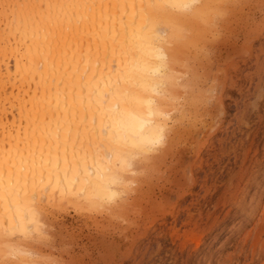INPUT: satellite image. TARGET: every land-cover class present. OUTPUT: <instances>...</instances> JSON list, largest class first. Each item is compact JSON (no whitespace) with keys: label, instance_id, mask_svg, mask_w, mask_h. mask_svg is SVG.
<instances>
[{"label":"bare ground","instance_id":"6f19581e","mask_svg":"<svg viewBox=\"0 0 264 264\" xmlns=\"http://www.w3.org/2000/svg\"><path fill=\"white\" fill-rule=\"evenodd\" d=\"M190 2L0 0V264H30L38 258L37 244L50 225V212L43 208L99 214L111 207L101 201L106 193L99 157L110 147L119 148L131 135V126L149 110L158 68L165 75L176 74L168 85L171 95L165 106L178 112L179 82L188 74L185 63L197 62V48L215 35L216 0L185 7ZM256 14L264 18L261 0H256ZM255 24L260 33L254 49L257 77L252 96L260 94L254 111L259 120V106L264 103L260 92H264V33L261 20ZM173 44L185 47L184 60L173 64L154 59L161 47L168 57ZM206 71L187 75L192 92ZM196 102L193 93L194 114ZM196 146L199 169L190 166L189 176L184 174L188 182L180 176L175 192L183 193L187 183L196 184L198 194L190 204L213 201L223 174L222 168L213 169L202 156L201 145ZM252 147L254 154L261 151L258 143ZM263 195L264 187L257 180L249 210L239 215L231 207L213 203L208 228L200 232L187 228L179 207L170 223L184 229L182 235L175 234L176 240L192 246V253L199 256L196 264H206L252 220ZM124 198L117 203L128 204Z\"/></svg>","mask_w":264,"mask_h":264},{"label":"rangeland","instance_id":"374dc122","mask_svg":"<svg viewBox=\"0 0 264 264\" xmlns=\"http://www.w3.org/2000/svg\"><path fill=\"white\" fill-rule=\"evenodd\" d=\"M255 11L256 0H244L243 4L233 7L225 17L217 18L216 23L212 25L215 29L212 35L224 31L227 33L228 41L233 43L231 46L225 44L214 60L207 61L206 75L199 79L198 92L194 88L192 92L188 74L179 82L180 92L182 91L180 106L174 116L178 114L184 118L190 117L188 122L192 132H199V136L189 134L182 137L185 146L190 149L187 159L178 157L176 152L170 149L169 156L165 158L167 168L163 171L158 169L155 176H148L145 173V178L141 180L146 182L138 181L133 194L130 193L124 198L128 203L125 212L130 217L128 220L108 218L104 211L99 214L76 213L74 210L55 211V215L49 213L50 225L47 235L37 244L41 247V254H38L36 259L41 261V264H69L70 261L77 260L81 262L87 260L91 264H145V260L151 262L157 258L161 250L165 253L161 264L164 259L170 264H187V261L199 257L192 253L191 245L186 248L180 244L181 241L176 240L175 234L182 235L184 230L182 226L170 224L182 202L185 200L190 202L196 198L198 187L196 184L187 183L183 193L175 194L176 185L178 178L189 176L190 166L199 169L196 145H201L202 152L212 142L224 120L231 119L230 109L238 108L243 101L255 111V103L259 101L256 98L260 95L255 93V96L253 95L255 98L252 96V93L256 92L254 85L257 77L254 68V49L257 33H260L257 32L255 23L263 17L261 14L254 15ZM225 19L227 22L222 25L220 21ZM210 45H219L215 35L202 48L206 49ZM202 48L198 47L196 50L197 60ZM191 55L195 56L192 53ZM214 79L217 80L214 81L216 87L212 86ZM219 80L222 81L218 82ZM187 82L189 86H185ZM260 92L264 94L263 91ZM193 93L198 99L194 106L197 111L195 114L191 103ZM206 111L210 113L204 115ZM210 122L216 124L211 127ZM188 140H192L193 143L188 145ZM186 178L188 182L189 178ZM161 239L166 241L167 248L159 243ZM153 243L156 252L152 251ZM262 257H264V195L252 220L206 261V264H264Z\"/></svg>","mask_w":264,"mask_h":264},{"label":"snow or ice","instance_id":"6c2138e0","mask_svg":"<svg viewBox=\"0 0 264 264\" xmlns=\"http://www.w3.org/2000/svg\"><path fill=\"white\" fill-rule=\"evenodd\" d=\"M216 2L222 13H228L233 7L243 4L244 0H216ZM261 5L264 7V0H261ZM220 22L223 25L227 20H221ZM261 31L264 32V18H261ZM215 39L219 41V45H210L206 49L202 48L197 62L186 61L185 71L190 76H198L203 69L207 68L209 59L214 60L225 44L231 46L233 43L228 41L227 33L224 31L216 33ZM261 43H264V36L261 37ZM237 47H239V44H237ZM186 55L183 45L173 44L167 59L175 64L177 61L184 60ZM229 117L231 119L224 120L212 142L202 151V156L209 159L213 169L217 171L220 168L223 169V174L216 182L215 199L211 202L200 200L192 204L185 200L180 205V208L183 209L180 219L185 222L189 230L194 232H200L208 228L210 223L209 212L213 203L217 204V206L224 204L226 207H231L239 215L249 210L248 200L254 183L258 180L261 186L264 187V103L259 106V120H257L254 110L243 101L240 102L238 108L234 107L229 110ZM189 119L190 117L184 118L179 115L172 117L174 123L169 125L170 130L166 146L157 155L151 157L149 162L141 165L148 176H155L158 169L163 171L167 168L168 165L165 158L169 156L170 149L175 151L178 157L187 159L190 149L185 146L182 137L189 134L199 136V132H192V127L188 122ZM197 127H199V124H197ZM187 143L191 145L193 141L188 140ZM254 143H258L261 148L258 154H254L255 149L252 147ZM162 160L165 162L161 163ZM216 161H219V164ZM144 182L146 180L142 181V183ZM209 183L211 184L212 181L210 180ZM41 203L43 204V202ZM42 211H48L52 215L56 214L51 206L43 208ZM125 212L126 205L121 203L104 209V213L108 218L118 217L128 220L130 217ZM159 243L164 248H167L164 239H161ZM152 251L156 252L155 243L152 245ZM164 255V251L161 250L157 258L151 262L145 260V264H161ZM69 264H91V262L77 260L70 261ZM163 264H170V262L164 259ZM187 264H196V259L193 258L187 261Z\"/></svg>","mask_w":264,"mask_h":264},{"label":"clouds","instance_id":"9594fccd","mask_svg":"<svg viewBox=\"0 0 264 264\" xmlns=\"http://www.w3.org/2000/svg\"><path fill=\"white\" fill-rule=\"evenodd\" d=\"M199 3V0H191V7ZM227 13L217 10V17L223 18ZM163 40V34L161 36ZM155 60L166 62L167 54L161 47ZM161 67L166 68V64ZM158 80L153 90L154 99L150 101L149 110L131 126V135L116 149L111 147L104 150L99 157V164L105 174V195L101 201L105 206L115 205L118 201L129 195L137 187V178L145 175V169L141 166L150 161L166 146L169 122L174 113L167 110L165 102L170 98L169 83L176 79L175 73L165 75L156 69ZM30 264H41L39 260H32Z\"/></svg>","mask_w":264,"mask_h":264}]
</instances>
